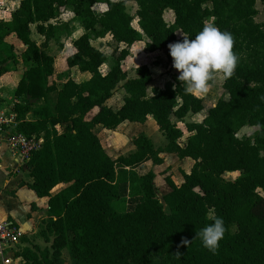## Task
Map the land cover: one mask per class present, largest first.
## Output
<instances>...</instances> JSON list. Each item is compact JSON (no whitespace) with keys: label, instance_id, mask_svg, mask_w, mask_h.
<instances>
[{"label":"trees","instance_id":"16d2710c","mask_svg":"<svg viewBox=\"0 0 264 264\" xmlns=\"http://www.w3.org/2000/svg\"><path fill=\"white\" fill-rule=\"evenodd\" d=\"M136 1L140 29L132 23L126 0H20L11 17L0 19V77L20 61L30 62L15 89L21 98L14 104L19 129L45 138L27 166L33 180L29 186L48 198V217L39 233L51 244L24 247L26 264H65L64 250L72 264H264V194L259 193H264V102L259 99L264 95V22L256 20L257 0ZM98 3L106 4V10L95 12ZM67 8L85 32L73 40L74 51L64 58L67 70L59 75L77 67L91 76L82 81L66 76L58 87L51 80L55 58L49 42L59 27L51 21ZM167 9L174 12L173 23L164 17ZM209 18L232 34L239 59L232 74L224 76L228 97L218 98L200 122H187L190 135L181 144L184 131L172 115L183 119L201 112L203 97L186 93L177 78L150 94V67L140 64L136 76L129 77L123 63L144 35L146 51L167 49L183 40L177 31L194 38ZM32 24L44 37L40 44L31 36ZM12 33L26 46L21 53L6 39ZM106 35L124 47L112 53V64L102 72L108 56L91 40ZM119 85L125 96L115 109L107 101ZM39 100L43 104L36 105ZM149 116L167 139L163 147L140 133L133 151L113 157L94 130L97 125L114 129L124 121L144 123ZM246 125L261 130L239 137ZM161 153L195 161L180 184L165 176L170 190L163 203L156 194L155 172L136 171L150 158L162 163ZM226 172L239 175L226 180ZM61 183L67 187L52 193ZM127 191L139 198L132 209H123ZM214 217L223 219L225 232L212 252L195 236Z\"/></svg>","mask_w":264,"mask_h":264},{"label":"rangeland","instance_id":"374dc122","mask_svg":"<svg viewBox=\"0 0 264 264\" xmlns=\"http://www.w3.org/2000/svg\"><path fill=\"white\" fill-rule=\"evenodd\" d=\"M126 1H128L127 4L128 11L133 12V8L135 9L136 7L135 2L133 3V0H126ZM102 7L103 6L97 5L94 7V9L96 12H99L100 9H102ZM257 8L259 12L256 16V20L258 22H264V4L260 0H257ZM70 15H71L70 13H66L65 15H63V18L57 21L59 22L58 34L56 38L52 39L49 43V52L53 54L55 57V63H54L55 72L51 77V80L55 81L58 87L61 85V83L63 82L66 76H71L77 81H82L86 79V77H88L86 76L88 74H84L83 72H80L77 68L68 69V72L66 74L59 75L60 74L59 72L62 71L63 68L67 70L66 68L67 66L65 65L64 58L66 54L73 49V45H72L73 39L83 31V28L81 27L80 23L75 19L70 20L67 23L63 22ZM164 17L167 21H171L173 19L172 11L166 10ZM136 19L137 18L135 17L133 21V25L137 27ZM206 22L214 24V19L209 18L207 19ZM178 34L180 35L179 31ZM32 37L37 43H40L43 40V37L38 32H36L34 26H33ZM8 39L14 44V46L17 48L18 51L21 52L25 48V45H23L22 42L15 35L8 36ZM91 41L96 47L101 49L108 56L107 61L103 64L101 68L102 71L104 72L113 62L112 53L115 50L122 48L123 45L121 43H118L116 40H114V38L111 35H106L103 38L93 36ZM142 42L144 41L143 40L137 41L136 45ZM147 52L145 50L144 52H142L140 59H135V60H133L134 58H132L134 54L130 52L129 56L126 58V60L123 63V68L127 71L128 76H131L135 73L134 68L137 65L141 63H146L149 65L150 68H152L151 70H152L153 81L148 86V91L150 94L152 93L153 87L164 88L166 86H172L174 84V80L178 77L179 72L172 66V57L169 54V49H163L161 52H157L156 54H148ZM29 66H30V62L23 63L20 61L17 64L16 73L18 75H21L22 72ZM17 81H18V77H15V79L10 83L8 87H6V89L13 91ZM223 82H224V74L219 72L215 73L213 77V81L209 84L210 86L208 91L203 95H200L205 100L204 101L205 108L201 112L189 113L183 119H178L172 115V120L184 131L182 138L179 140L181 144H184L187 140V137L189 136V132L186 130V123L190 121L200 122L206 114V109L212 106L218 98L228 97L227 91L223 88ZM13 94H14L13 92L10 93V95ZM55 99H56V92H53L48 97V101L51 106L54 103ZM122 101H123V92H122V87L119 85L115 89L108 103L113 108H117L122 103ZM7 102H11L10 99H8ZM35 104L36 105L43 104V101L39 100ZM148 118L149 119H147L144 122V124L140 122L124 121L117 128L114 129H109L101 125H98L95 127L94 130L99 135L105 150L113 157H116L121 154L126 155L131 151H133L135 149L133 144V139L140 133H144L146 135L149 134V136L152 138L156 146L166 144L167 139L162 134V132L159 131L155 120L151 116H149ZM260 130L261 129L259 126L246 125L238 131L237 135L239 137L253 136L256 132H259ZM160 156L162 157L163 160L162 163H156L153 161L152 158H150L146 162H144L143 166H137L136 171L140 174L145 173L149 170H153L155 172L154 185L156 187V194L159 200L163 203V195L170 190V187L166 183L165 176L170 175L175 183H179L183 178V174L185 172H188L190 169H192L195 161L192 160V158L190 157H185L182 159L178 157L175 153H161ZM238 175L239 172H226L224 173L223 178L226 180H232L236 178ZM0 183H1V175H0ZM65 187H67V184L61 183L54 188L52 193L64 189ZM7 193L9 194L8 190ZM259 193L264 194L261 190H259ZM128 194L129 192L127 191L124 203L122 204L124 206L123 209H132L136 204V202L139 200L138 197H132L129 196ZM31 198H32L31 193L22 191L20 192L18 198L20 202V206H14L12 210L9 209L11 215L14 218H16L18 221H22L25 218L26 210L29 207V201L31 200ZM0 205H2L1 200H0ZM3 210L6 211V209L0 208V212H3ZM209 215L213 216L212 210L210 211ZM235 230H236V226L233 225L232 231ZM63 255L67 259H69V254L67 250L63 251Z\"/></svg>","mask_w":264,"mask_h":264},{"label":"crops","instance_id":"0c3cea01","mask_svg":"<svg viewBox=\"0 0 264 264\" xmlns=\"http://www.w3.org/2000/svg\"><path fill=\"white\" fill-rule=\"evenodd\" d=\"M134 2H135L136 7H135V9L133 8V12H130V11L129 12L134 16V19H135V17L137 18L136 19V22H137L138 21V17L136 15V11L138 9V5H137V1L136 0H133V3ZM127 4H128V1H126V6H127ZM19 5H20V0H0V19H2V18L6 19V18L11 17V14L19 7ZM97 5L103 6L102 9H100L99 12H102V11L106 10V8H107L106 4H104V3H98V4L94 5V7L97 6ZM94 7H93V9H94ZM167 10L172 11V13H173V19L171 21H167V20L166 21L168 23H173L174 22V18H175L174 12L171 9H167ZM94 11H95V9H94ZM66 13H70L71 15L67 19H65L63 22H66L67 23L70 20H74L73 19L74 14H73L72 9L71 8H67L66 10H64L61 13V15L59 16V18L53 19L51 22L54 23V24H56L59 27V24H58L59 22H57V21H59V19L63 18V15H65ZM33 26H34V28L36 30V25L35 24H32L31 25L32 33H33ZM136 28L140 29L139 28V25H138V22H137V27ZM62 30H61V32H62ZM36 32H37V30H36ZM84 32H85V30L83 28V31L80 34H78L74 39H76L78 36H80ZM179 32H180V35L178 34V31H177L178 38L183 37V35L181 34L182 31L179 30ZM10 35H15L16 36V34H14V33H12ZM31 36H32V34H31ZM6 39L10 43H12L8 39V36H7ZM43 39H44V37H43ZM146 40H147V37L144 35L143 36V41L144 42L136 45L137 44V41H136L130 47V52L132 54H134V56L132 57V58H134L133 60L140 59L142 52L145 51V41ZM40 43H38V44H40ZM121 44L124 47V44L123 43H121ZM72 45H73V42H72ZM25 48H26V46H25ZM16 50H17V48H16ZM73 51H74V47H73V49L69 53L66 54V56L69 55L70 53H72ZM161 51L162 50H157V51H154V52H147V51L146 52L148 54H156L157 52H161ZM18 52L21 53L20 51H18ZM51 55H53V54H51ZM141 64H146V63H141ZM136 67L134 69H136ZM73 68H77V67H73ZM150 69H152V68H150ZM16 70H17V67L15 69H13V70L5 73V75H3L2 77H0V94L3 97H5L7 101H8V99H10L11 102H13L14 100H17L19 102L21 100V98H19L15 94V89H16V87H17V85H18V83L20 81V78L22 77V74H23L24 71L22 72L21 75H18L16 73ZM63 70H64V68L62 69V71ZM101 71H102V69H101ZM83 73L84 74H88V75H86V76H88V77H86V79H88L91 76V74L89 72H83ZM135 76H136V72L133 75L129 76V77H135ZM15 77H18V81H17V83L15 85V88L13 89V91L7 90L6 87H8L10 85V83L15 79ZM11 92H13L14 94L13 95H10ZM122 92H123V99H124L125 91H124L123 88H122ZM108 101H107V103H108ZM122 103H123V101H122ZM122 103L117 108H119L122 105ZM117 108H115V109H117ZM190 113H192V112H190ZM27 117L28 118H31L32 117L31 113H29L27 115ZM142 124H144V123H142ZM147 135H148V137H150L149 134H147ZM189 135H190V133H189ZM154 145H155V143H154ZM165 145L166 144L159 145V146H156L155 145V147H160V146L163 147ZM134 148H135V146H134ZM190 171H191V169L188 172H190ZM0 175H1L0 200L2 201V205H0V208L6 209V211L3 210L4 213L3 212H0V220H5V219L14 220L18 224H20L22 227H24L25 229H27L28 237H29V244L30 245L31 244H34V243L40 245L41 247L50 245L51 242L45 241V239L43 238V236H41V234L39 233V231H40V225L42 224V221L48 217V212H47L48 211V198H46V197H39L35 193V191L29 186L32 183L33 180H32V177L29 175L28 166H26L24 164H21L20 161H19V159L10 151V149L6 145H2V144H0ZM182 181H183V178H182V180L179 183H176V184H180ZM7 190L9 191V194L7 193ZM21 190L23 192H29V193H31L32 198L29 201V207L26 210L25 218L22 221H18L16 218H14L11 215V213L9 212V209L12 210L14 206H20V202H19L18 198H19L20 192H22ZM58 191H56V192H58ZM56 192H54V193H56ZM40 239L42 240L43 244H42V242H41ZM64 258H65V264H72L71 263V260H70V257H69V259H67L64 256ZM67 260H68V262H67Z\"/></svg>","mask_w":264,"mask_h":264},{"label":"clouds","instance_id":"9594fccd","mask_svg":"<svg viewBox=\"0 0 264 264\" xmlns=\"http://www.w3.org/2000/svg\"><path fill=\"white\" fill-rule=\"evenodd\" d=\"M182 41L168 44L172 57V66L178 70L177 79L186 93L200 96L209 89V81L215 73L230 76L237 65L238 55L233 51V36L228 31H221L212 23H204L194 38L185 34ZM259 99L264 102V95ZM225 232L224 221L214 217L212 222L196 231L204 248L215 252ZM188 245V240H183ZM177 256L180 253H176Z\"/></svg>","mask_w":264,"mask_h":264},{"label":"built area","instance_id":"2783aa9c","mask_svg":"<svg viewBox=\"0 0 264 264\" xmlns=\"http://www.w3.org/2000/svg\"><path fill=\"white\" fill-rule=\"evenodd\" d=\"M16 102H7L0 94V144L6 145L20 163L27 166L33 153L43 146L45 138L27 135L19 129L21 120L14 110ZM28 245L27 229L14 220H0V264H26L22 251Z\"/></svg>","mask_w":264,"mask_h":264},{"label":"water","instance_id":"95a60500","mask_svg":"<svg viewBox=\"0 0 264 264\" xmlns=\"http://www.w3.org/2000/svg\"><path fill=\"white\" fill-rule=\"evenodd\" d=\"M29 97V96H28Z\"/></svg>","mask_w":264,"mask_h":264}]
</instances>
